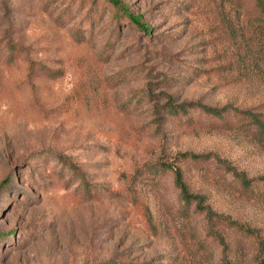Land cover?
<instances>
[{"label": "rangeland", "instance_id": "rangeland-1", "mask_svg": "<svg viewBox=\"0 0 264 264\" xmlns=\"http://www.w3.org/2000/svg\"><path fill=\"white\" fill-rule=\"evenodd\" d=\"M119 1L150 31L106 0H0V264H257L214 217L264 238L234 176L264 175V138L165 107L264 112V26L229 0Z\"/></svg>", "mask_w": 264, "mask_h": 264}, {"label": "trees", "instance_id": "trees-1", "mask_svg": "<svg viewBox=\"0 0 264 264\" xmlns=\"http://www.w3.org/2000/svg\"><path fill=\"white\" fill-rule=\"evenodd\" d=\"M114 8V17L118 21H122L125 18L128 21V25H136L137 27H144V30L149 32L151 27L144 26L139 18L133 17L129 13L128 9L125 8L119 0H106ZM230 2L237 4L241 7L246 6V11L253 21L259 25L264 26V0H229ZM243 4V5H241ZM109 43H112V36L109 39ZM166 109L168 113L174 116H180L189 114L190 112H198L204 115L205 125L208 127H221L225 129H231L234 127L243 128L245 131H249L254 135L264 138V112H258L253 109L240 108L231 104H228L222 108L209 107L201 104H183V105H173L172 103L166 104ZM182 158H175L177 162H195L201 164V162L209 159V156L184 153L181 154ZM152 168H155L156 172L165 173L169 170L167 164L156 163ZM171 168V167H170ZM176 177V182L180 186L182 195L185 199L184 209H187L197 197L192 196L187 191V186H185L182 173L180 169H172ZM234 176L237 179L238 187L241 193L249 198L264 200V175L249 177L244 172H234ZM201 203L198 204L195 211L197 213H202L203 208H201ZM211 213V210L208 209ZM213 216V215H211ZM214 217V216H213ZM223 225H227L235 228L241 235H245L249 238H255L257 241V264H264V238L260 235L258 231L247 224L238 223L229 217L217 216L215 217Z\"/></svg>", "mask_w": 264, "mask_h": 264}]
</instances>
